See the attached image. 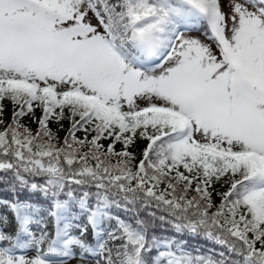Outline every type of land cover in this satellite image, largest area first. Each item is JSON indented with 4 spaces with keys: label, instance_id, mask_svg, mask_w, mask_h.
<instances>
[{
    "label": "snow or ice",
    "instance_id": "snow-or-ice-1",
    "mask_svg": "<svg viewBox=\"0 0 264 264\" xmlns=\"http://www.w3.org/2000/svg\"><path fill=\"white\" fill-rule=\"evenodd\" d=\"M0 171V264H264V0H0Z\"/></svg>",
    "mask_w": 264,
    "mask_h": 264
},
{
    "label": "trees",
    "instance_id": "trees-1",
    "mask_svg": "<svg viewBox=\"0 0 264 264\" xmlns=\"http://www.w3.org/2000/svg\"><path fill=\"white\" fill-rule=\"evenodd\" d=\"M9 116H10V113L6 112L5 113V121L6 122H9ZM59 135L62 138L65 135V133H62V134H59ZM11 179H12V173L11 172L0 171V196L6 197V198L9 197L10 194L8 192H6V189H8L9 181ZM37 182H40V181H37ZM93 191H94V189H93ZM162 214L163 213H161L159 211L157 212V216H160ZM160 226L161 227H159L157 229L158 231L152 230L155 235L160 233V235H158V236H161V237H176L177 239H179L180 236H182V234H177L175 232V230L173 229L172 225L170 223H168L167 221H165V226L166 227H164V225L162 223H160Z\"/></svg>",
    "mask_w": 264,
    "mask_h": 264
},
{
    "label": "rangeland",
    "instance_id": "rangeland-1",
    "mask_svg": "<svg viewBox=\"0 0 264 264\" xmlns=\"http://www.w3.org/2000/svg\"><path fill=\"white\" fill-rule=\"evenodd\" d=\"M23 119V121L25 122V123H27L28 122V117L26 116V117H24V118H22ZM32 126V128H34L36 125L35 124H32L31 125ZM65 127H67V125L65 124ZM53 128H55V126H53ZM60 133H62V132H60ZM77 135H82V133H78ZM33 226H38V227H40L39 225H37V224H32ZM44 251H46V246L42 249V252H44ZM75 251L78 253L79 252V249H75ZM33 254H35L36 255V252L34 251V250H31V251H27V257H34V255ZM60 264H94V261L90 258V257H88L87 255L85 256V258H83V259H80V258H76V259H70L68 262H66V263H60Z\"/></svg>",
    "mask_w": 264,
    "mask_h": 264
}]
</instances>
